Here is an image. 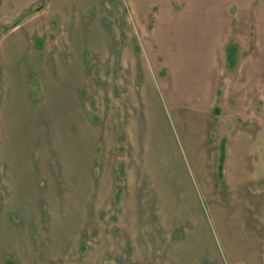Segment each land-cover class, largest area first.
<instances>
[{
  "label": "rangeland",
  "instance_id": "374dc122",
  "mask_svg": "<svg viewBox=\"0 0 264 264\" xmlns=\"http://www.w3.org/2000/svg\"><path fill=\"white\" fill-rule=\"evenodd\" d=\"M224 2L227 27L221 40L220 55L225 58L224 66H227L229 54H233L236 61L233 67L230 65L231 70L224 73L226 82L215 100L214 112L225 118L226 134L234 129L248 128L249 115L256 114V124L260 126L256 132L257 151L251 170L255 177V189L264 192V65L262 77L256 83L255 95L245 93L253 86V83L248 84L247 79L241 77L234 82L242 61L255 54L256 57L262 55L255 52V47L259 39L264 45V0ZM44 3L34 8L20 9L18 13L15 8L0 5V48H3L0 51L4 56L8 55L6 48L10 47V42L17 39L16 34L24 33L30 47L28 54L41 58L36 68L41 72L31 79L29 85L28 100L32 103V112L28 115L24 109L21 110L25 114L23 119L37 126H33L34 132L28 140L20 132L4 134L9 140L7 142L3 135L5 127L0 126V158L4 159L9 153H18L17 160L14 154L11 156L12 165L15 161L18 163L13 168L16 177L8 174L6 159V164L0 165V264H191L193 261L190 257H196L192 252L198 247L195 239L180 240L163 232L158 236L155 234L154 218L160 207L154 198V185L148 181L153 173L161 169L169 171V167L174 166L172 154L179 150V145L176 138L174 141L177 145L172 144L171 148L161 151L158 145L150 141L145 143L144 138L157 137L158 134L162 137L164 134L172 141L176 136L175 126L169 118V111L163 106L159 114L151 109L152 106L149 110H143L141 103L138 110L136 97H133V92L137 95L136 90L141 82L137 75L133 77L138 66L142 75L152 78L153 83L157 78L166 76V67L155 56V51L142 46V36L136 29L133 33L138 45L135 43L129 53L133 55L135 64L122 61L124 41L115 33L112 41L117 43L120 40V44L96 48V52L87 46L57 45L56 21H50L47 27L46 19L36 14V9L43 7ZM178 8L177 3L174 9ZM114 11L117 12L115 5ZM113 17L117 19V16ZM35 25L38 28L33 32L29 28ZM105 50L108 52L106 59L103 55ZM24 55L18 57L21 61L18 66L22 70L28 66V58ZM44 57L49 58L42 59ZM72 68L76 70L74 73L78 71L79 77L71 80L75 88L70 86L63 90L70 107H74L66 117L78 119L82 127L84 124L90 125L96 132L88 173L81 182L78 201L74 196L76 190L72 188L73 184L64 180L61 164L63 151H58L59 142L53 135V129L57 127L55 124H60L63 114L61 104L54 103L61 90L56 74L67 73ZM148 91L150 93L151 90ZM0 93L1 107L2 99L8 92L4 94L0 86ZM72 95L74 101L71 100ZM132 100L133 103L130 102ZM131 134L140 136V139L143 137L140 149L128 143V136L133 138ZM171 141L168 143L171 144ZM26 154L30 159L25 158ZM159 158L161 161L158 163ZM137 160L140 162L139 169L134 164ZM22 162H26V165H21ZM128 167H134V184L140 173V190L135 185L133 190H127L124 171ZM134 193L136 202L139 200L137 195H140V224L127 221L129 214L126 209L129 211ZM228 195L233 193L228 192ZM234 198L237 205L223 208L229 211V217L237 219V214L232 213L241 212L255 224L262 215V207L254 205L253 197L248 201L245 199L247 197L237 194ZM160 202L164 205L168 201ZM160 213L167 214L168 206H161ZM230 224L232 226V222ZM223 229L229 234L231 227L223 223ZM223 240L228 241L226 238ZM261 242V261L264 264V237ZM220 246L216 237H210L209 247ZM245 250L247 254L243 256L248 261L252 255L249 254L250 248L245 247ZM222 257L205 254L203 262L229 264Z\"/></svg>",
  "mask_w": 264,
  "mask_h": 264
},
{
  "label": "crops",
  "instance_id": "0c3cea01",
  "mask_svg": "<svg viewBox=\"0 0 264 264\" xmlns=\"http://www.w3.org/2000/svg\"><path fill=\"white\" fill-rule=\"evenodd\" d=\"M42 2H45L44 6L38 7L36 14L46 19V26L50 21H56L57 45L87 46L96 52V48L112 47L118 42L120 44V40L117 43L112 41L113 36L118 35L124 41L125 47V54L121 55L122 61L135 64L133 55L129 53L135 43L138 45L133 33L136 29L142 36V46L155 51V56L160 58L167 69L166 76L157 78L154 83L148 75V78L142 75L139 66L136 68L137 73L133 75H137L141 79V82L138 80L139 83L142 84L140 89L138 83L137 95L132 91L137 100V109L140 110L141 103L143 110H149L152 106L151 109L159 114L163 106L169 111V118L176 131L172 141L166 135L161 137L158 134L157 137L144 138V142L150 141L158 145L157 148L161 151L171 148L172 144L177 145L174 141L176 138L179 145V150L172 154L174 166L169 167V171L161 169L153 173L148 180L149 184L154 185V198L160 207L154 218L155 234L158 236L163 232L180 240L195 239L198 247L192 252L196 257H190L193 261L191 264H196L199 260L197 264H207L203 262V255L209 253L222 255V259L229 264H263L261 240L264 234L261 232L264 230V192L255 189V177L251 170L253 159L256 158V132L260 124H256V114L252 113L249 115L250 120H247L248 128L234 129L232 133L226 134L225 118L214 112L215 100L222 93L221 88L226 82L225 58L220 55V44L227 27L224 0H0V5L15 8L18 13L20 9L34 8ZM177 3L178 10L174 9ZM114 5L117 12L114 11ZM37 28L35 25L29 29L35 32ZM24 35L16 34L17 39L10 42V47H5L8 55L4 56L0 51V64L3 63L0 65V86L4 94L8 92L0 107V126L5 127L3 135L20 132L28 140L34 132L33 126H37L28 119H23V116L26 113L29 115L33 109L31 101L28 100V91L31 79L41 72L36 70L41 58L28 54L30 47ZM9 41L11 40L7 42ZM259 41L256 43L255 52L262 55L256 57L255 54L242 61L234 81L238 82L243 77L249 85L253 83L252 89L245 92L251 96L256 94V83L262 77L261 70L264 65V45ZM24 53L28 58V66L22 70L18 66V57ZM103 55L106 59L108 52L105 50ZM47 58L49 57L42 59ZM72 69L67 73L56 74L61 90L54 103L61 104L63 114L60 124H55L57 127L53 129V135L59 142L58 151H63L61 164L64 180L66 183L71 181L69 184H73L72 188L76 190L74 196L78 201L81 182L88 173L96 132L90 125L84 124L82 127L78 119L66 117L74 107H70L63 90L70 86L75 88V83H71V80L79 77L78 71L76 74L75 68ZM148 89L151 90L150 93ZM71 100L74 101V95ZM130 102L133 103V100ZM22 109L25 114H22ZM130 136L133 138L128 136V143H132L133 148L140 149V140L143 137L140 139V136L134 134ZM222 140L226 142L225 159L222 179L219 180L218 158ZM5 141H9L6 136ZM13 154L17 160L18 153ZM13 154L9 153L4 159L0 158V165L6 164L7 160L8 174L15 176L13 168L18 163L15 161L12 165ZM25 158L30 159L27 154ZM159 161L160 158L157 162ZM134 164L139 169L140 162L137 160ZM133 169L134 167H128L124 171L127 190H133L134 185L136 189L140 188V173L138 172V179L136 178L134 184ZM228 192L233 195H228ZM237 194L247 197L245 199L248 201L253 197L254 205L262 207V215L255 224L241 212L232 213L237 214L235 219L229 217V211L223 209L225 206L237 205L234 198ZM138 198L136 202L134 193L129 211L126 209L129 214L127 221L132 224H140V195H137ZM166 200L168 202L161 205L160 201ZM166 205L168 213L161 214V206ZM223 223H228L231 227L229 234L224 231ZM210 237H216L221 246L209 247ZM225 238L228 241L224 242ZM245 247L250 248L249 254L252 255L248 261L243 256L247 254ZM186 255L188 258V252ZM199 255L202 256L197 258Z\"/></svg>",
  "mask_w": 264,
  "mask_h": 264
},
{
  "label": "trees",
  "instance_id": "16d2710c",
  "mask_svg": "<svg viewBox=\"0 0 264 264\" xmlns=\"http://www.w3.org/2000/svg\"><path fill=\"white\" fill-rule=\"evenodd\" d=\"M226 61H227L226 71L231 70V66L235 62V58L233 57V54L232 55L229 54ZM225 144H226L225 140H222L219 146V158H218V179L219 180L222 179V170H223V164H224V159H225Z\"/></svg>",
  "mask_w": 264,
  "mask_h": 264
}]
</instances>
